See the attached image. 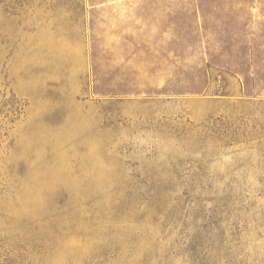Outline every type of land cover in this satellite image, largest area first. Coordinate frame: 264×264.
Listing matches in <instances>:
<instances>
[{
    "label": "rangeland",
    "instance_id": "rangeland-1",
    "mask_svg": "<svg viewBox=\"0 0 264 264\" xmlns=\"http://www.w3.org/2000/svg\"><path fill=\"white\" fill-rule=\"evenodd\" d=\"M0 264H264V0H0Z\"/></svg>",
    "mask_w": 264,
    "mask_h": 264
}]
</instances>
